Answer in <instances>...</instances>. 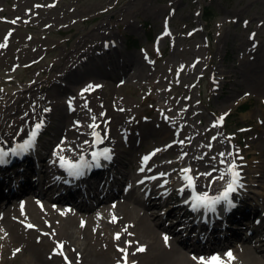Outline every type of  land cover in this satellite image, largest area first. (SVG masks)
Returning <instances> with one entry per match:
<instances>
[{"label":"rangeland","instance_id":"obj_1","mask_svg":"<svg viewBox=\"0 0 264 264\" xmlns=\"http://www.w3.org/2000/svg\"><path fill=\"white\" fill-rule=\"evenodd\" d=\"M206 7L214 13L209 23L204 20ZM90 34L88 40L111 34L121 59L131 54L143 57L146 65L142 72L132 74L126 69L115 76L86 77L58 86L55 82L58 75L69 73L63 68L56 71L61 62L59 54L74 48L77 37ZM130 35L139 45H129ZM0 44L4 45L0 47V101L37 82L42 105L50 109L47 111L50 113L48 122L43 126L46 136L41 145L46 154L41 164L52 163L58 150L53 147V134L58 131L61 136L70 124L69 120H64L56 128L58 117L54 108L58 107L57 101L71 91L81 92L93 81L105 80L107 84L101 90L102 95L110 88L131 103L125 125L112 127L117 132L115 139L119 144L112 157L116 169L126 173H134L141 167L151 169L153 164L147 163L154 155L147 163L142 162V157L160 149L155 153L154 163L156 158L167 163L179 159L184 162L182 169L190 168L199 179L198 174L203 171L197 173V169L191 168V155H200L205 150L219 155L224 152L222 145L232 146L235 153L232 151L223 159L227 163L230 158L232 161L235 158L238 170L244 176L248 201L260 209L261 215L264 213V187L261 186L264 182V0H0ZM105 50L106 46L103 47ZM90 52L94 58H99L102 49L92 47ZM112 60L107 56L102 59L110 68ZM228 70L232 77L225 78L226 83L213 82L214 72ZM224 86L230 88V94L217 95L226 91ZM188 101L202 114L192 116L172 135L158 127L166 125L165 121L174 113L175 107ZM243 104L247 106L246 110H241ZM221 116H224L223 122L217 124ZM100 121L91 120L90 123L95 122L97 129L103 132L106 125L104 122L100 125ZM37 122L31 123L23 133L31 131ZM92 131L88 130L90 140ZM189 131L194 132V144L189 147L188 155L165 147L182 139ZM68 133L74 134L71 130ZM155 173L160 177L161 173ZM115 175L119 178L117 173ZM181 176V171L172 176L175 187L184 186ZM225 178L228 179V175ZM200 181L203 186L199 188L203 192H215L219 188H210L203 176ZM170 198L165 201L161 196L159 201L169 203ZM14 202L11 200L7 206ZM171 202L177 205L179 200ZM164 210L165 207L156 209L154 216H160ZM258 219L259 216H254L247 229L255 228ZM164 223L169 224L167 220ZM18 231L16 241L24 246L17 247L18 252L12 251L4 264H30L29 260L37 253L31 249L33 247L39 249L42 259L50 264L53 253L48 237L53 230H43L45 243L39 242L40 234L34 229L24 227L14 228L6 237L11 238ZM100 233L103 237L109 236L108 231ZM74 245L81 248V244ZM30 249L31 254H28ZM107 250L114 254V248ZM69 256L62 252L51 264H73Z\"/></svg>","mask_w":264,"mask_h":264},{"label":"bare ground","instance_id":"obj_2","mask_svg":"<svg viewBox=\"0 0 264 264\" xmlns=\"http://www.w3.org/2000/svg\"><path fill=\"white\" fill-rule=\"evenodd\" d=\"M5 22L7 21L5 20ZM101 33H104V30L101 29ZM91 35L77 37V45L74 48L59 54L58 59L61 62L55 68L56 71H61L63 68L69 73L58 75L55 79L58 86H64L68 81L77 82L86 77L115 76L126 71V69L131 70L132 74L142 72L146 65L143 57L131 54L121 59L120 52L111 42L113 37L111 34L99 35L98 39L101 42L98 39L94 40V37L88 40ZM105 45H107L106 50H102L99 58H94V54L90 52L91 48L102 49ZM85 47H89V49L85 50ZM104 56L113 58L112 68L102 61ZM85 61L87 62L85 63ZM84 63L85 65L80 68L79 65ZM230 72V70L214 72L213 82L215 84L226 83L225 78L232 77V75H228ZM106 84L105 80L93 81L91 85H100L101 87H94L93 90L85 91L83 95L74 90L65 98L57 101L58 107L54 108L58 117L55 119L56 128H59L64 120H69L70 124L60 133L61 136L58 135V131L53 134L55 137L53 147H57L58 150L51 164L40 165L37 161L33 162L26 172H20L21 175L18 172L14 176L16 179L20 177V181L15 180L9 174L0 176V264L7 263L10 253L17 247L24 246L23 243L19 244L16 241L20 234L19 231H22L20 228L17 234L13 233V237H6L7 233L12 232L16 227L34 229L37 234H40L39 242L42 243H45L43 242V230L47 232L49 229L53 230V233L48 235L52 243L51 263L54 260L57 261L59 254L65 252L66 255H71L69 257L72 258L73 264H125V252L121 251L123 249L126 250L128 264H208L213 256H218L223 264H264V213L260 215L257 229L251 231L244 240L241 236H235L234 233H230L228 237L212 239L192 238L190 234L180 232L176 225H166L164 220L167 217H171V224L174 220H178L180 223L188 221L184 215H179L178 211L183 209L181 204L168 209L163 217L154 216L157 214L156 209L163 207L162 202L159 201L161 196L158 191L159 188L169 193L168 197L177 190L171 181L173 180L172 176L178 174L182 169L184 162L182 163L179 159L173 163H167L156 158V163H154L153 159L156 157L154 155L147 163L148 165L153 164L151 169L144 168V171H139L140 168H137L134 173L130 171L126 173L120 168L116 169V164L111 161L106 176L111 179V172L115 169L119 178H112L111 184L114 187L107 195L93 198L92 201H79L74 196L56 194L58 188H64L62 184L64 179L59 176V173L63 171L59 157L72 158L81 153L86 154V151L94 146L90 140V132H88V130H93L89 127L93 117L95 120H102L105 123L106 128L103 133H107L109 140L114 141L117 133L112 127L125 125L131 103L122 99L110 88H107L106 95H102L101 90ZM36 88L37 82H33L15 96H8L0 101V142L8 137H18L31 123L41 119L45 121L46 126L49 117L47 115L50 113L44 111L46 105H42ZM216 88L215 86L214 89ZM224 89L226 91L219 92L217 95L228 96L231 92L230 88L224 86ZM70 99L71 109L69 107ZM63 108L67 110H63ZM15 113L17 114L15 115ZM200 114L202 111L188 101L175 107L174 113L167 117L166 125L158 127L172 135L177 127L185 126L187 120ZM102 122L100 121V125ZM68 130L74 134L68 133ZM97 132L102 133L100 130ZM85 141L89 143L85 144ZM193 144L194 132L189 131L182 139L172 141L170 147L180 155L185 153L188 155L189 147H192ZM221 147H223V153L232 151L233 154L235 153L232 146L222 145ZM190 158L192 160L191 168L197 169L195 171H198L197 173L199 170L203 171L198 174V187L203 186L200 181L201 176L207 180V185L212 189L227 182L226 178L223 180L216 178L221 173H224L225 176L228 175V165L233 162L231 158L227 163L221 164L220 160L224 157L214 155L209 150L203 151L200 155H191ZM121 165L124 166V163L121 162ZM155 172L166 175H160L157 180L149 179L150 175ZM29 176L33 179L42 178L46 185L40 186L37 180L30 182ZM258 176L260 177V174ZM122 177L125 180H120ZM228 178L230 179L229 175ZM139 181H143V183H138ZM99 183V180L87 181L85 186L79 185L77 187V185L72 184L70 187L71 189L76 188L75 193L82 195L97 190ZM156 185L160 187L156 188ZM261 186L264 187V182ZM51 189L55 194L49 192ZM244 192L245 189L241 187L237 194L243 197ZM11 199L14 201L17 199L16 203L14 206L8 207ZM246 207H248L251 215L253 212L259 213L256 206L247 205ZM18 208L20 209L16 213ZM251 215L244 222L245 224H248ZM31 216H33L32 219L29 218ZM26 218L29 219L28 222L25 221ZM36 222L41 226L43 223L45 227L41 228ZM33 223L36 225L34 226ZM27 225L34 227L29 228ZM105 231L109 232L107 238L101 236L100 233ZM116 234H119V239L115 238ZM256 236L258 237L257 242L254 241ZM75 243L81 244V248L75 247ZM140 247L145 250L137 251ZM110 248L115 249L113 255L107 250ZM31 249L37 253L29 260L30 264H49L42 259L38 253L39 249L36 247ZM31 249L27 250L28 254H31ZM228 252L232 253L234 259H229L225 255ZM201 257L204 258L203 261L199 259Z\"/></svg>","mask_w":264,"mask_h":264},{"label":"snow or ice","instance_id":"obj_3","mask_svg":"<svg viewBox=\"0 0 264 264\" xmlns=\"http://www.w3.org/2000/svg\"><path fill=\"white\" fill-rule=\"evenodd\" d=\"M15 23V21H13ZM247 23V22H245ZM7 39V37H5ZM0 47H4L3 44H0ZM99 88L100 85H88L85 89L81 90V95L85 91L93 90V88ZM86 106V105H85ZM69 107L71 109V99L69 100ZM45 112L50 111V109L45 108ZM103 115V113H101ZM224 115H227L225 113ZM224 119V116H221L219 120L216 122L217 124L222 123ZM93 121H95V117H93ZM45 121L43 119L39 120L32 128L31 132L29 133L28 139H26L23 143L17 144L15 147L9 148L7 151L3 148H0V163H5V157L11 155V156H20L24 153L28 152L30 149L34 148L35 141L37 136L39 135L41 129L44 126ZM216 126V125H213ZM90 128L93 129L92 136L93 141L92 144L98 145L102 144L103 140L107 139V133L103 135V137L100 136V134L96 131L97 125L95 122L91 125H89ZM215 139V137H213ZM88 141H85V144H88ZM180 143H183V141H180ZM211 145H209L210 147ZM59 147V146H58ZM165 147H170L169 145H166ZM63 151V149H61ZM160 151V149L154 150L153 153H150L148 156L142 157V162L147 163V161L151 158V156L155 155L156 152ZM186 155V153L184 154ZM231 153H219L220 157L230 156ZM91 160H87L83 153L80 154L79 158L76 161H72L64 156L59 157L60 166L62 168H65L68 172L69 176L79 178L85 175V170H90L93 167H101V160L110 161L112 159V151L111 149L105 147L100 150H96L94 148L93 151L90 153ZM182 158V157H181ZM221 164L225 163L224 159L220 160ZM139 171H144V168H140ZM182 173L181 178L186 181L185 187L192 189V196H191V207L193 210H199L201 207L205 208L208 211H215V205L220 204L221 202H225L229 208L234 207L232 200L230 199L231 193L235 192L238 187H243L242 184H240V172L238 170V165L233 161L228 165L227 174L230 176V180L228 184L225 186L224 190L217 196H209L207 192L197 193L195 191V178L191 175V169L190 168H183L180 170ZM215 171V169H214ZM160 175H166L164 173H161ZM208 175V174H204ZM225 178V174L221 173V175L218 177V179L223 180ZM149 179H155V177H149ZM138 183H143V181H139ZM167 183V181H165ZM180 192L184 191V188L182 187L179 189ZM185 203H189V201H185ZM113 220H115V217H113ZM27 227L31 228L34 227L33 225H27ZM116 239H119V234H116ZM165 241L167 242V237L165 236ZM62 247V245H60ZM145 249L143 247H140L137 249V251H144ZM16 251H20L19 249H16ZM125 252V264H128L126 260V250H121ZM229 259H234L231 252H228L225 254ZM65 259H67L65 257ZM194 259H196L194 257ZM201 261L204 260L203 257L199 258ZM208 264H223V261L218 256H213Z\"/></svg>","mask_w":264,"mask_h":264},{"label":"trees","instance_id":"obj_4","mask_svg":"<svg viewBox=\"0 0 264 264\" xmlns=\"http://www.w3.org/2000/svg\"><path fill=\"white\" fill-rule=\"evenodd\" d=\"M212 15L213 14H212L211 10L209 9V7H206L204 19L206 21H209L212 18ZM129 43H130V45H135V46L138 45L137 40L133 39V37H129ZM246 107H247L246 105H243L242 108L247 109Z\"/></svg>","mask_w":264,"mask_h":264}]
</instances>
